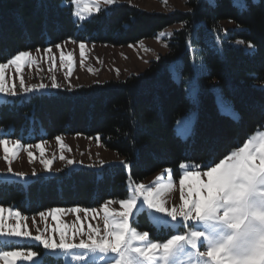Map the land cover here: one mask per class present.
Wrapping results in <instances>:
<instances>
[{"label": "trees", "instance_id": "trees-1", "mask_svg": "<svg viewBox=\"0 0 264 264\" xmlns=\"http://www.w3.org/2000/svg\"><path fill=\"white\" fill-rule=\"evenodd\" d=\"M214 5L189 0L187 12L160 14L124 4L99 11L79 27L72 0H0V62L70 39L123 47L180 28L169 39L168 52L140 76L1 104L0 128H11L13 138L98 136L128 167L64 171L37 177L27 188L0 182V207L26 215L54 207H98L126 198L129 181L140 183L165 169L179 178L185 162L203 166L219 160L263 129L264 0H215ZM179 62L176 80L172 69ZM194 76L197 98L191 104L186 82ZM217 94L236 118L221 112ZM193 112L194 129L184 140L175 126ZM144 219L140 229L154 236L158 230Z\"/></svg>", "mask_w": 264, "mask_h": 264}, {"label": "snow or ice", "instance_id": "snow-or-ice-1", "mask_svg": "<svg viewBox=\"0 0 264 264\" xmlns=\"http://www.w3.org/2000/svg\"><path fill=\"white\" fill-rule=\"evenodd\" d=\"M99 2V0H98ZM93 9L85 0L83 11L91 14L99 12L98 6ZM107 5H112L115 0H102ZM213 2V0H210ZM213 6L214 3H213ZM83 19L80 13H74ZM60 48V45H54ZM80 56H85L86 44L80 42ZM39 51V49H36ZM52 65L55 66V55L52 46L45 48ZM60 60L71 74L74 57L60 53ZM36 61L31 56V50L19 51L10 59L0 62V96L5 100L8 97H17L15 84L9 88L5 69L14 65L20 73V88L25 96L45 92L48 85L40 83L38 86H25L22 70ZM179 71V66L176 68ZM118 72V70H117ZM51 87L59 88L60 85L53 77ZM193 86L191 91H195ZM222 111L227 106L222 98L218 97ZM63 151L65 145L62 137H56ZM97 140L99 137L97 136ZM44 141L35 145L23 144L19 138H0L3 147L5 162L9 165L7 176H14L18 180L27 181L29 178L24 173H14L11 163L18 158L21 150L33 147L39 150L44 157ZM71 150L70 148L68 149ZM29 162L35 159L33 153L28 151ZM63 160L65 157L60 156ZM53 160L42 159L41 163L49 173ZM76 162L68 160V165ZM127 168L128 165H125ZM166 175L158 178L153 185L143 183L129 184V194L126 198L119 199L120 211L109 209V204L114 200L106 201L103 205L106 234L89 225L88 233L83 231V226L78 230L80 236L87 235L88 239H81L79 243L72 242L67 235L68 225H61L58 219L62 214L79 213L86 215L95 213L91 207H54L46 212H40L41 218L51 216L57 222L53 232H59V242L55 239L45 238L43 233L32 236L27 230L24 221L28 216L19 210L9 207L7 219H15L16 223H5V209L0 207V241L11 239H25L29 245L38 243L46 250L55 253L62 251L71 253L81 250L73 255L78 264H86L89 254L97 253L110 256V264H264V134L258 139L249 138L241 146L231 150L219 160H213L203 166L191 162L181 165L180 176L175 179L170 170ZM35 171L33 176H35ZM206 177V180L203 179ZM5 182H8L7 178ZM176 183L180 186V201L178 207L167 206L166 195L170 193ZM144 209L151 214L158 227L175 229L166 240H157L150 237L149 231L138 230L133 227L137 221V213ZM177 226H179L177 228ZM39 231V228L37 229ZM38 257L36 251L29 247L27 250L0 249V261L3 264H17V258H23L38 264L34 258Z\"/></svg>", "mask_w": 264, "mask_h": 264}, {"label": "rangeland", "instance_id": "rangeland-1", "mask_svg": "<svg viewBox=\"0 0 264 264\" xmlns=\"http://www.w3.org/2000/svg\"><path fill=\"white\" fill-rule=\"evenodd\" d=\"M189 0H115L112 5H107L102 2V0H87L90 6L95 9L98 6L101 10L108 9L118 5H130L136 7L142 11L149 13H160V14H170L176 11L187 12V2ZM215 0H213L214 3ZM73 14L79 12L80 16L77 17L74 14L75 21L79 24V27L86 20H90L98 14V12L93 11L91 14L85 13L83 11L85 7V0H72ZM226 26V25H225ZM227 28H232L231 26H226ZM179 27H173L159 34L155 39L145 40L135 45L116 47L110 45H101L91 42H84L86 47L84 49L85 56L82 59L80 56V42L73 39L67 40L62 44L61 47H52V52L55 55V66L52 65V61L49 59L48 54L44 49H39V51H31L32 58L36 61L34 64H29L25 66L22 70L23 79L25 81L26 87H31L33 85H39L44 83L48 85V89L45 92H37L35 95L50 94L58 90L73 91L80 87H88L96 84H104L111 81H123L131 76H140L146 69L150 66L153 61L158 60L160 56L165 55L168 52V41L171 38L174 31L179 30ZM247 51H251V47L247 46L245 48ZM64 52L65 55H72L74 57V64L72 65L71 74H68V69L64 67V62L60 60V53ZM177 65L180 69V62L173 66V77L179 80L180 70L177 71ZM118 70V72H117ZM7 83L9 88L15 84L16 91L19 94L17 97H8L7 100L3 96H0V105L13 102L17 98H28L32 95L25 96L20 88V73L17 72L14 65H9L6 69ZM53 77H55L56 82L60 85L59 88L53 89L51 87ZM196 86V77L189 79L186 82V93L187 99L191 104H196L197 98V87L195 91H191L193 86ZM222 98L220 94H217V99ZM227 106V110L221 108L220 110L223 114L229 115L236 118V112L231 106V104L224 100ZM196 122L194 112L185 117H181L175 126L177 135L187 140L192 134L194 125ZM12 129L0 128V138H10L15 140L17 138L11 137ZM261 134H264V127L258 130L250 138L258 139ZM33 137V136H32ZM63 144L65 145L64 150H61L60 144L57 139L44 140L41 139L38 142H31L29 137L19 138L21 142L25 145L31 143L33 145L44 141L45 155L40 156L39 150L35 147L31 149L25 148L21 150L17 159L11 163V168L14 173H24L29 179L25 181L18 180L14 176H7L9 165L5 162L3 147L0 146V182H5L7 178V183H19L24 188H27L30 183L37 177H54L64 171L88 169V170H101L106 166L122 165L125 166L123 160L120 157L109 150H107L98 140L88 138L82 135L68 136L62 135ZM71 149L70 151L68 149ZM28 151H31L35 157L32 162H29ZM63 155L65 159L61 160L60 156ZM42 159L53 160L51 166V172L45 170L44 165L41 163ZM73 160L76 163L74 165H68L67 161ZM166 170H170L172 176L174 172L171 169H165L159 173L145 179L140 182L147 185H153L157 182L158 178L165 176ZM35 171L36 175L33 176ZM178 180V178H175ZM206 180V177H203ZM129 184L133 182L129 181ZM129 189V187H128ZM167 206L169 208L176 206L178 207L181 203L180 201V186L176 183L174 189L166 195ZM114 203L109 204V209L114 211H120L119 200H114ZM16 209L13 206H9ZM9 207H3L5 209V223L15 224V219H7V209ZM96 209L95 213H90L86 215L84 212L79 213L80 219H77L76 213H64L58 219L61 225H68L67 235L69 238L72 237L73 232H75V239L72 241L74 243H79L81 239L87 240L88 236H80L79 229L83 226V231L88 233L89 225L92 228L98 230L100 235L106 234L105 220L102 205L94 207ZM17 210V209H16ZM50 210V209H49ZM47 211V210H46ZM43 211V212H46ZM27 221L23 223L26 224L27 230L31 232L32 236L40 235L43 233L45 238L55 239L59 242V232H53V228L57 227V222L52 219L51 216L46 218H41L38 214L27 215ZM146 217L150 224L154 226L158 232L150 237H154L157 240H166L171 234H174L175 229L170 227H158L155 223L151 214L141 209L137 213V221L133 227L141 230L140 227L145 225ZM179 226H177L178 228ZM39 228V231L37 229ZM31 248L32 251L38 253V257L34 258L38 261V264H78L76 260L73 259V255L79 254L81 250H73L71 253H65L62 251H57L55 253L50 250H46L38 243H32L31 245L25 239L15 238L9 241H0V249L5 250H16L24 249L27 250ZM111 257L104 256L103 254L97 253L95 255L89 254V259L86 264H110ZM3 264V261H0ZM17 264H31L30 261L23 258H17Z\"/></svg>", "mask_w": 264, "mask_h": 264}]
</instances>
